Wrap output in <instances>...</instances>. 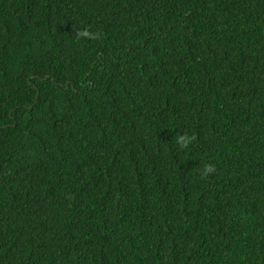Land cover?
I'll list each match as a JSON object with an SVG mask.
<instances>
[{"label":"trees","instance_id":"1","mask_svg":"<svg viewBox=\"0 0 264 264\" xmlns=\"http://www.w3.org/2000/svg\"><path fill=\"white\" fill-rule=\"evenodd\" d=\"M0 264H264V0H0Z\"/></svg>","mask_w":264,"mask_h":264},{"label":"clouds","instance_id":"2","mask_svg":"<svg viewBox=\"0 0 264 264\" xmlns=\"http://www.w3.org/2000/svg\"><path fill=\"white\" fill-rule=\"evenodd\" d=\"M82 35H85L86 36V35H88V33L85 32V33H82ZM179 142H181L183 145H186L188 143V140H181Z\"/></svg>","mask_w":264,"mask_h":264}]
</instances>
